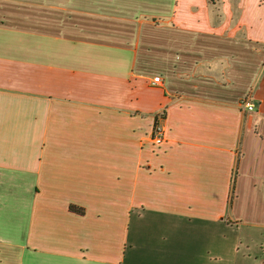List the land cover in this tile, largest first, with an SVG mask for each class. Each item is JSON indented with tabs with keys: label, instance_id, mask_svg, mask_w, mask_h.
<instances>
[{
	"label": "crops",
	"instance_id": "obj_1",
	"mask_svg": "<svg viewBox=\"0 0 264 264\" xmlns=\"http://www.w3.org/2000/svg\"><path fill=\"white\" fill-rule=\"evenodd\" d=\"M0 264H264V0H0Z\"/></svg>",
	"mask_w": 264,
	"mask_h": 264
},
{
	"label": "built area",
	"instance_id": "obj_2",
	"mask_svg": "<svg viewBox=\"0 0 264 264\" xmlns=\"http://www.w3.org/2000/svg\"><path fill=\"white\" fill-rule=\"evenodd\" d=\"M153 84L156 85V86H158L159 85V82L158 81H155V82H153ZM241 105H242L243 109L246 112H253L254 111V105L247 98L242 101V104ZM154 132H155V137L158 140H160L162 138V130L159 127H157Z\"/></svg>",
	"mask_w": 264,
	"mask_h": 264
},
{
	"label": "rangeland",
	"instance_id": "obj_3",
	"mask_svg": "<svg viewBox=\"0 0 264 264\" xmlns=\"http://www.w3.org/2000/svg\"><path fill=\"white\" fill-rule=\"evenodd\" d=\"M246 238V237H245ZM244 243H246L245 241H243ZM239 249H240V251H241V254H242V252L243 253H245V248L243 247V246H239Z\"/></svg>",
	"mask_w": 264,
	"mask_h": 264
}]
</instances>
